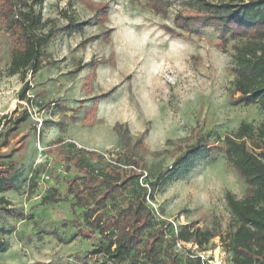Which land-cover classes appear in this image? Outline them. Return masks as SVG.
<instances>
[{
  "label": "rangeland",
  "instance_id": "obj_1",
  "mask_svg": "<svg viewBox=\"0 0 264 264\" xmlns=\"http://www.w3.org/2000/svg\"><path fill=\"white\" fill-rule=\"evenodd\" d=\"M152 1L45 0L40 12L49 22L43 32L66 25L61 11L88 24L52 37L41 69L24 82L6 75L13 43L0 25V165L15 167L14 188L3 196L22 214L0 212V264H112L92 253L100 239L83 237L84 210L73 207L68 193L67 182L82 176L75 159L85 156L84 164L89 151L121 164L135 160L150 210L217 232L208 249L226 244L234 221L225 193L243 199L251 187L222 152L195 159L187 175L158 185L152 200L147 183L197 141L220 142L242 122L256 128L264 114L258 105H232L238 97L231 95L230 73L236 42L224 52L210 29H192L183 38L168 34L164 26L173 28L186 0H159L165 12ZM24 83L28 101L18 98ZM24 111L26 121L14 125ZM117 124L129 135L125 148ZM48 164L51 181L37 186ZM114 214L109 203L103 215Z\"/></svg>",
  "mask_w": 264,
  "mask_h": 264
},
{
  "label": "trees",
  "instance_id": "obj_2",
  "mask_svg": "<svg viewBox=\"0 0 264 264\" xmlns=\"http://www.w3.org/2000/svg\"><path fill=\"white\" fill-rule=\"evenodd\" d=\"M45 0H0V25L10 33L13 47L6 75H19L24 82L26 74H35L41 69L44 49L50 39L59 31L66 35L81 32L88 21L77 22L66 11L60 15L66 25L59 30L47 27L49 20H43L40 9ZM155 8L167 6L153 0ZM158 3V4H157ZM192 29H210L218 33V47L226 51L231 41L230 73L234 76L231 95H238L232 105L250 107L258 105L264 114V0H228L209 2L207 0H186L185 7L173 19V28L164 30L173 36L183 38ZM30 87L24 83L19 91L20 101L26 100ZM28 117L24 111L14 125L24 123ZM115 125L120 145L129 143L127 132ZM220 145L217 146L216 144ZM215 144L197 141L186 152L176 158L169 170L159 172L150 187L148 199H153L157 186H164L179 177L187 175L194 167L195 159L209 158L222 152L226 161L239 173L251 193L237 199L225 193L226 206L234 226L224 238L223 246L231 254L230 264H264V122L254 128L240 123L237 130ZM77 156L75 166L82 176L72 177L68 193L73 207L83 209L82 235L84 238L97 235L98 248L92 253L102 255L112 264H196L185 259L174 250L175 240L195 242L207 250L210 241L219 236L213 230H202L193 225L179 228L177 236L164 224L157 222L146 205V189L140 188L135 160L121 164L104 163L103 157L94 151ZM98 164L99 168H91ZM124 167V168H123ZM14 164L0 165V212L22 216L12 209L11 202L3 194L14 188L12 176ZM34 185V184H33ZM113 204L115 214L104 217L103 211ZM5 245L0 242V252Z\"/></svg>",
  "mask_w": 264,
  "mask_h": 264
},
{
  "label": "built area",
  "instance_id": "obj_3",
  "mask_svg": "<svg viewBox=\"0 0 264 264\" xmlns=\"http://www.w3.org/2000/svg\"><path fill=\"white\" fill-rule=\"evenodd\" d=\"M26 107L28 108V106ZM101 156L104 157V159L108 163L116 164V162L109 160L107 155H101ZM49 170H50V164L47 165L45 172L43 173L40 179V183H38L37 186H41L45 182L51 181ZM57 172L63 174V171L61 169H58ZM150 211L154 219L157 222H164V224L167 225L172 230L175 236H177L179 228L182 225H185L177 220L168 219V218L163 219L156 210L155 211L150 210ZM174 250L178 254L182 255L185 259L192 261L196 264H230L231 262V254L228 250L223 248V246L220 247L217 245L213 249L202 250L198 247V245L195 242L186 243L180 240H175Z\"/></svg>",
  "mask_w": 264,
  "mask_h": 264
}]
</instances>
